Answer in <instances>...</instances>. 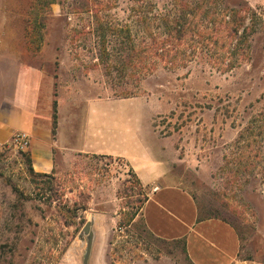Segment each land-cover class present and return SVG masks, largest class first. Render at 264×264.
Segmentation results:
<instances>
[{"label":"rangeland","instance_id":"374dc122","mask_svg":"<svg viewBox=\"0 0 264 264\" xmlns=\"http://www.w3.org/2000/svg\"><path fill=\"white\" fill-rule=\"evenodd\" d=\"M145 1L163 12L195 0ZM217 2L242 18L238 65L220 72L201 60L176 69L160 64L140 84L128 77L124 88L135 95L121 100L97 62L90 25L95 13L117 29L129 25L135 43L128 19L135 0H0V103L10 112L12 86L31 70L52 78L56 95L62 87L78 99L119 100L76 106L77 127L92 116L84 143L106 144L139 162L143 151L157 148L150 120L199 217L229 223L240 238V258L264 264V5ZM23 107L12 113L23 115ZM10 142L0 145V264H83L86 223L93 233L88 264H190L182 241L157 240L139 215L119 227L144 193L124 161L76 155L34 176L27 152ZM79 142L74 138L73 146Z\"/></svg>","mask_w":264,"mask_h":264},{"label":"crops","instance_id":"0c3cea01","mask_svg":"<svg viewBox=\"0 0 264 264\" xmlns=\"http://www.w3.org/2000/svg\"><path fill=\"white\" fill-rule=\"evenodd\" d=\"M246 2L251 7L264 5L262 0ZM26 73L15 82L11 96L6 99L11 102L8 105L10 112H2V108L5 109L1 108L4 101L0 103V145L9 143L15 133L27 135L29 147L26 152L33 171L38 174L52 173L56 169V161L66 163L76 155L120 159L132 170L147 197L139 215L144 226L154 237L163 241H182L190 264H263L255 259L240 258V238L229 223L219 218L199 217L194 197L182 184L175 181L171 154L165 148L166 141L158 137L150 120L148 134L157 148L143 151L139 162L106 148V144L105 147L96 145V148L86 145L84 139L87 137L86 141H90L89 134L84 130L92 116L87 114L83 123L77 127L78 121L72 116L76 106L86 101L96 104L119 100H92L84 96L78 99L73 91L62 87L56 95L55 81L52 78L38 70ZM21 104L25 106L23 115H14L12 110H16ZM103 135L96 134L101 137V143ZM74 138L79 139L78 146H73Z\"/></svg>","mask_w":264,"mask_h":264},{"label":"trees","instance_id":"16d2710c","mask_svg":"<svg viewBox=\"0 0 264 264\" xmlns=\"http://www.w3.org/2000/svg\"><path fill=\"white\" fill-rule=\"evenodd\" d=\"M135 3L128 15L132 27H136L135 43L129 25L117 29L105 23L97 13L92 15L95 19L90 25V33L98 49L97 62L104 77L111 82L114 96L118 99H128L135 95L124 88L128 77L132 76L140 84L160 64L167 69H176L184 68L194 60H201L217 71L228 72L238 65V57L244 55V52L240 54V45L246 36L242 18L227 6L219 7L220 2L217 0L186 1L182 4L175 2L172 8L163 12L154 11L152 4L145 0H135ZM234 39L237 40L236 44L232 42ZM112 42V49L108 48ZM222 48L225 53L219 55ZM53 110L55 127V102ZM23 157L30 174L41 176L34 173L29 155L24 153ZM129 173L144 192L131 169ZM139 195L142 198L135 202L138 203L136 211L130 214L127 221L119 223V227L127 226V223H132L140 215L147 197L145 193Z\"/></svg>","mask_w":264,"mask_h":264},{"label":"built area","instance_id":"2783aa9c","mask_svg":"<svg viewBox=\"0 0 264 264\" xmlns=\"http://www.w3.org/2000/svg\"><path fill=\"white\" fill-rule=\"evenodd\" d=\"M10 143L16 150L26 151L29 147V138L23 133H15Z\"/></svg>","mask_w":264,"mask_h":264},{"label":"water","instance_id":"95a60500","mask_svg":"<svg viewBox=\"0 0 264 264\" xmlns=\"http://www.w3.org/2000/svg\"><path fill=\"white\" fill-rule=\"evenodd\" d=\"M91 227H92L91 223H86L83 227V233L84 235L87 236V246H86L83 264H88V260H89L90 253H91V247H92V241H93V233H92Z\"/></svg>","mask_w":264,"mask_h":264}]
</instances>
